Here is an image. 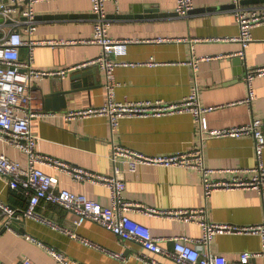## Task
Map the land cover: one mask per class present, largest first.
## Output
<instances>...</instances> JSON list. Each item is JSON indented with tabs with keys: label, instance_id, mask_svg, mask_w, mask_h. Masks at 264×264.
<instances>
[{
	"label": "crops",
	"instance_id": "crops-1",
	"mask_svg": "<svg viewBox=\"0 0 264 264\" xmlns=\"http://www.w3.org/2000/svg\"><path fill=\"white\" fill-rule=\"evenodd\" d=\"M193 3L194 8L186 16L176 11V0H118L106 4L112 22L110 35L135 41L129 45L127 55L118 58L129 64L119 65L115 70L119 83L116 100L180 102L197 88L201 105L212 108L203 113L210 129L248 125L257 119L264 122V76L253 82L256 97L252 104L245 102L247 69L264 66V24L252 30L253 40L244 49L242 43L235 40L240 29L234 7L229 6L232 0H193ZM35 10L36 40L66 42L90 39L94 34L97 14L91 0L40 2ZM141 11L145 13L136 16ZM6 23L11 22L0 16V34L8 29ZM158 38L172 40L158 42ZM102 50L101 45L86 43L36 45L34 66L66 69L99 56ZM240 52H244V56H240ZM28 56L29 48L22 47V60H27ZM208 57L212 58L201 60L197 68L191 64L193 60ZM57 80L64 82L70 92L64 99L65 106L58 100L56 107H48L46 98ZM31 93L36 105L54 114L32 121V131L38 138L37 150L73 166L112 174L115 146L150 156L202 147L206 165L219 169L251 167L257 162L253 135L203 138L200 123L189 112L123 118L115 129L105 116L67 121L65 114L71 110L105 104V75L96 67L73 71L65 78L37 81ZM0 152L27 167L28 157L17 147L0 140ZM39 166L56 179L58 189L85 194L103 206L111 204V192L107 187L75 181L68 172L49 165ZM122 177L126 182L125 198L144 208L205 207L216 223L248 226L264 221V192L220 190L205 199L201 175L195 170L141 165L135 172L125 170ZM0 199L19 209L26 208L29 201L1 177ZM36 211L41 219L22 218L14 223L13 229H6L0 223V260L20 264L24 258H29L35 264H60L47 246L63 252L75 264H148L140 259L144 253L158 259L160 264H178L167 256L144 250L137 242L122 240L93 221L78 226L75 223L77 215L58 205L42 202ZM131 216L149 227L155 236L166 238L162 245L169 250L174 249L171 237L196 240L203 235L202 226L196 222L187 223L140 209H135ZM68 230L78 232L96 246L72 237ZM205 250L224 256L229 264H239L243 252H256L260 255L253 258L251 264H264V246L259 235L220 233ZM112 252L121 253L123 259Z\"/></svg>",
	"mask_w": 264,
	"mask_h": 264
},
{
	"label": "built area",
	"instance_id": "built-area-1",
	"mask_svg": "<svg viewBox=\"0 0 264 264\" xmlns=\"http://www.w3.org/2000/svg\"><path fill=\"white\" fill-rule=\"evenodd\" d=\"M52 0H0V16L10 20L8 29L0 34V140L17 147L28 157L25 167L20 161L0 152V177L6 184L19 190L28 198V205L19 209L0 199V223L6 229H13L15 220L34 217L41 219L36 209L42 202L58 205L77 215L76 225L85 221H93L115 233L124 241L137 242L144 250L158 255L167 256L178 264H229L224 256L207 252L213 238L220 233L253 234L262 238L264 246V221L257 225H235L216 223L210 217L207 208H187L180 210H156L141 207L139 204L127 200L124 196L126 182L122 177L125 170L135 172L141 165L177 166L195 170L200 173L204 197L208 199L220 190H257L264 192V122L253 120L248 125L221 129H210L203 113L212 108L203 107L197 88L180 102L156 101H118L116 88L119 84L115 70L119 65L129 64L119 60L126 56L129 45L134 40L116 39L109 33L112 25L106 12L109 1L118 0H91L97 19L94 25V34L90 39L83 40H36L37 13L35 5ZM234 15L239 25L240 33L235 40L242 43L245 49L253 40L252 30L264 24V5H246L242 0H232ZM176 11L180 16H186L193 8V0H176ZM1 26V25H0ZM26 36V37H25ZM171 38H158V42L171 41ZM64 43H86L101 45L103 50L99 56L86 60L66 69H39L34 66V47L36 45L59 46ZM29 48L27 60L21 58V48ZM244 56V52L239 53ZM212 57L193 60L191 64L197 68L201 60H210ZM96 67L105 75L107 100L99 107H89L71 110L65 114L67 121L81 120L95 116L109 118L112 129H115L123 118L162 116L174 113H192L200 123L202 136L209 137H241L253 135L255 139L256 164L251 167L211 168L206 165L202 147L189 149L170 155H146L123 146H115L112 160L115 167L112 174H100L85 168L73 166L65 161L40 154L37 150L38 138L32 131V121L35 118L54 115L42 105L34 103L31 87L37 81L50 77H67L71 72L83 68ZM264 76V66L248 68L245 81L248 84V97L245 102L252 104L256 97L253 82L255 78ZM49 165L68 172L75 181H88L101 184L111 192V204L103 206L85 194L76 193L68 189H58L56 179L43 170L39 165ZM135 209L145 210L162 216L196 222L202 226L203 235L193 240L185 236H174V249L164 248L162 242L166 238L155 236L151 229L137 220L131 214ZM47 222V220H44ZM50 223V222H48ZM74 238H80L83 243L96 246L78 232L68 230ZM28 239H33L28 236ZM47 250L60 264H75L67 256L54 248ZM117 258L121 253L112 252ZM260 255L256 252H243L239 264H251V260ZM140 259L148 264H160L158 259L147 254ZM0 264H7L0 260ZM20 264H35L31 259L24 258Z\"/></svg>",
	"mask_w": 264,
	"mask_h": 264
},
{
	"label": "water",
	"instance_id": "water-1",
	"mask_svg": "<svg viewBox=\"0 0 264 264\" xmlns=\"http://www.w3.org/2000/svg\"><path fill=\"white\" fill-rule=\"evenodd\" d=\"M242 3L246 4V5H259V4H264V0H242ZM225 6H227V5H225ZM229 6L234 7V4L232 3ZM143 13H145V12L141 11L140 14H137L136 16H142ZM48 16L52 17V16H56V15H48ZM38 17L40 18L41 16H38ZM235 60L238 61L239 58H235ZM54 86H55V90H54ZM51 88L53 90L51 93H48V96L46 98V102H47L48 107H56L55 104L57 103L58 100L62 101V105L65 106L64 99L66 98V95L70 92V90L65 88L64 82H62L61 80H57V81H55V85H52ZM17 221L18 220H15V222H17Z\"/></svg>",
	"mask_w": 264,
	"mask_h": 264
}]
</instances>
